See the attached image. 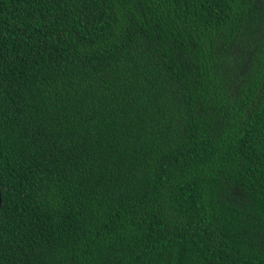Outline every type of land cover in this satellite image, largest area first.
Segmentation results:
<instances>
[{
	"label": "trees",
	"instance_id": "1",
	"mask_svg": "<svg viewBox=\"0 0 264 264\" xmlns=\"http://www.w3.org/2000/svg\"><path fill=\"white\" fill-rule=\"evenodd\" d=\"M0 264H264V0H0Z\"/></svg>",
	"mask_w": 264,
	"mask_h": 264
},
{
	"label": "water",
	"instance_id": "2",
	"mask_svg": "<svg viewBox=\"0 0 264 264\" xmlns=\"http://www.w3.org/2000/svg\"><path fill=\"white\" fill-rule=\"evenodd\" d=\"M1 204H2V199H1V190H0V208H1Z\"/></svg>",
	"mask_w": 264,
	"mask_h": 264
}]
</instances>
